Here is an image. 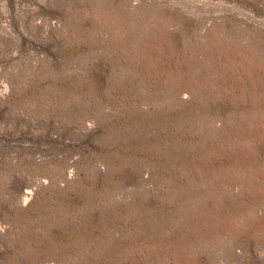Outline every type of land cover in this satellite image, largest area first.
I'll use <instances>...</instances> for the list:
<instances>
[{
    "label": "rangeland",
    "instance_id": "1",
    "mask_svg": "<svg viewBox=\"0 0 264 264\" xmlns=\"http://www.w3.org/2000/svg\"><path fill=\"white\" fill-rule=\"evenodd\" d=\"M0 264H264V0H0Z\"/></svg>",
    "mask_w": 264,
    "mask_h": 264
}]
</instances>
